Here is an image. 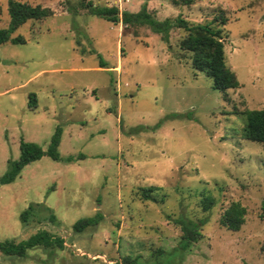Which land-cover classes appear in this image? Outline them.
<instances>
[{
  "label": "rangeland",
  "instance_id": "374dc122",
  "mask_svg": "<svg viewBox=\"0 0 264 264\" xmlns=\"http://www.w3.org/2000/svg\"><path fill=\"white\" fill-rule=\"evenodd\" d=\"M20 1L53 13L11 33L24 43L0 44V176L21 138L45 150L57 126L61 133L57 159L44 154L0 184V242L44 229L63 246L0 251V264H122L125 255L140 264H264V150L240 135L241 112L264 107V0H91L131 12L145 4L158 20L180 15L219 29L239 82L224 91L191 66L181 28L164 40L147 26L74 12L78 0ZM8 20L0 0V28ZM148 185L163 200L139 198ZM206 195L214 202L203 210ZM232 201L246 209L238 230L219 223ZM97 212L96 225L73 229ZM179 214L205 221L186 249Z\"/></svg>",
  "mask_w": 264,
  "mask_h": 264
},
{
  "label": "trees",
  "instance_id": "16d2710c",
  "mask_svg": "<svg viewBox=\"0 0 264 264\" xmlns=\"http://www.w3.org/2000/svg\"><path fill=\"white\" fill-rule=\"evenodd\" d=\"M183 4H190L192 0H181ZM85 9L88 13L103 17L113 23H122L123 25H141L147 26L151 31L157 33L162 39L167 40L171 28H181L184 30L183 36L179 40V48L190 54L191 66L200 71H204L212 81V87L218 90H226L237 88L239 82L235 73L227 66L224 45L221 38L220 30L211 26L209 23L192 24L182 16L175 18H166L158 20L155 15L149 11L144 4L138 11L131 12L127 9L120 11L115 5H96L91 0H78L73 6V11L77 9ZM52 9L40 4L32 5L20 0H7V14L9 17L5 27L0 28V44L24 43L25 38L17 34L11 36L19 26L31 19H44L52 15ZM221 23L225 22L222 16L216 17L215 20ZM100 67H105V63L100 61ZM28 107L33 109L36 107V95L29 93ZM243 117V125L240 129V135L244 139L258 142L264 150V107L255 109H244L241 112ZM61 128L56 127L52 134L47 149L43 150L37 143L26 141L22 138L19 142V156L17 159L8 160L5 172L0 176V184L12 181L20 172L22 167L31 161L40 158L46 154L53 159L58 158L57 146L59 144ZM158 187L148 185L140 187L138 190L139 198L150 201H161L156 199L153 192ZM214 202V198L210 195L204 196L201 200L203 210L209 209ZM32 206H28L20 214L22 223L28 220ZM245 207L239 201H232L222 212L219 223L229 230H238L245 221ZM168 218L169 215H167ZM54 221V215L49 216ZM103 215L99 212L91 217L80 218L73 224L75 231H81L89 226L96 225ZM173 222L180 228L181 235L179 239V248L186 249L202 237L201 226L204 219L193 220L186 215L179 214L173 219ZM43 246L45 248L54 247L55 245L62 247V240L54 237L48 231L40 229L26 239L14 241L6 239L0 242V251L7 255L24 256L26 250L33 246ZM122 264H140L137 257L125 255L122 257Z\"/></svg>",
  "mask_w": 264,
  "mask_h": 264
},
{
  "label": "built area",
  "instance_id": "2783aa9c",
  "mask_svg": "<svg viewBox=\"0 0 264 264\" xmlns=\"http://www.w3.org/2000/svg\"><path fill=\"white\" fill-rule=\"evenodd\" d=\"M92 257H95V255H94V256H92Z\"/></svg>",
  "mask_w": 264,
  "mask_h": 264
}]
</instances>
